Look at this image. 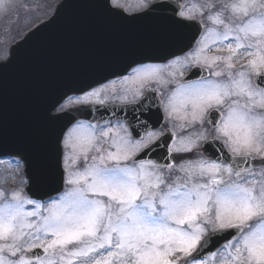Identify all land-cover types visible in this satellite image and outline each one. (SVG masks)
I'll use <instances>...</instances> for the list:
<instances>
[{"label": "snow or ice", "instance_id": "snow-or-ice-1", "mask_svg": "<svg viewBox=\"0 0 264 264\" xmlns=\"http://www.w3.org/2000/svg\"><path fill=\"white\" fill-rule=\"evenodd\" d=\"M167 8L197 27L179 54L52 105L112 99L139 114L155 93L166 123L68 127L63 191L41 202L0 190V264H264V0L136 5Z\"/></svg>", "mask_w": 264, "mask_h": 264}, {"label": "water", "instance_id": "water-1", "mask_svg": "<svg viewBox=\"0 0 264 264\" xmlns=\"http://www.w3.org/2000/svg\"><path fill=\"white\" fill-rule=\"evenodd\" d=\"M101 17L115 21L101 24ZM178 19L172 8L127 16L113 10L109 0H65L50 21L11 48L9 60L0 62V157L25 163L29 196L44 201L63 191L62 140L77 121L127 119L141 133L143 121L154 127L164 123L155 93L149 94V110L139 114L133 112L138 105L88 106V111L73 109L54 119L52 105L115 78L129 65L164 63L171 53L179 54L197 27Z\"/></svg>", "mask_w": 264, "mask_h": 264}, {"label": "rangeland", "instance_id": "rangeland-1", "mask_svg": "<svg viewBox=\"0 0 264 264\" xmlns=\"http://www.w3.org/2000/svg\"><path fill=\"white\" fill-rule=\"evenodd\" d=\"M62 0H8L11 5V10L0 11V24H3L5 18L9 15L19 13L20 15H13V18L18 20L11 21L10 19L0 26V36H6L7 39L0 41V59L6 57V52L10 46L17 40L21 39L28 30L34 28L39 23L47 20L53 13L54 9ZM158 0H153V2ZM183 3H188L189 0H182ZM137 2V3H136ZM195 2V0H192ZM139 1L129 5L131 8H136ZM31 9V11H29ZM24 15V16H23ZM3 16H6L1 20ZM12 18V15L11 17ZM22 18V19H21ZM21 19V20H20ZM20 20V22H19ZM19 22V25L17 24ZM2 54V55H1ZM23 164L18 160L0 159V190L10 192L17 188H23L26 194L27 182L24 175H22ZM31 207V206H29Z\"/></svg>", "mask_w": 264, "mask_h": 264}, {"label": "flooded vegetation", "instance_id": "flooded-vegetation-1", "mask_svg": "<svg viewBox=\"0 0 264 264\" xmlns=\"http://www.w3.org/2000/svg\"><path fill=\"white\" fill-rule=\"evenodd\" d=\"M112 103H118V104H121V102L119 100H111V101H108L107 104H112Z\"/></svg>", "mask_w": 264, "mask_h": 264}]
</instances>
